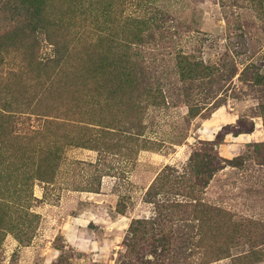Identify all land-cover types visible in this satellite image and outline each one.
<instances>
[{
	"label": "rangeland",
	"instance_id": "rangeland-1",
	"mask_svg": "<svg viewBox=\"0 0 264 264\" xmlns=\"http://www.w3.org/2000/svg\"><path fill=\"white\" fill-rule=\"evenodd\" d=\"M0 264H264V0H0Z\"/></svg>",
	"mask_w": 264,
	"mask_h": 264
}]
</instances>
